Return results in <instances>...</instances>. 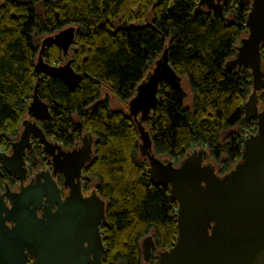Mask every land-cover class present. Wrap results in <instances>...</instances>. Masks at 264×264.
<instances>
[{
	"label": "trees",
	"instance_id": "obj_1",
	"mask_svg": "<svg viewBox=\"0 0 264 264\" xmlns=\"http://www.w3.org/2000/svg\"><path fill=\"white\" fill-rule=\"evenodd\" d=\"M198 0H1L0 2V149L18 135L36 82L34 63L39 38L75 26L67 54L51 44L48 63L72 60L81 73L75 89L42 76L39 97L50 115L39 124L46 136L70 147L86 132L94 137L93 157L82 168L86 190L105 200L101 234L104 264H143L140 242L151 234L155 247L167 249L177 234V204L164 184L152 183L147 159L139 155L132 118L110 106H122L167 47L169 60L182 77L180 87L160 84L158 102L143 122L156 156L179 162L202 146L227 172L241 157L245 134L256 130L245 119L243 104L251 90L248 68L239 74L224 67L246 33L249 2L230 1L222 13L196 9ZM150 16V20L148 18ZM264 61V45L261 48ZM186 79L188 91L183 85ZM189 100V102H187ZM234 129V130H233ZM228 131L225 138L221 132ZM43 153L34 141L27 151ZM44 154V153H43ZM0 187L16 184L4 173Z\"/></svg>",
	"mask_w": 264,
	"mask_h": 264
},
{
	"label": "water",
	"instance_id": "obj_2",
	"mask_svg": "<svg viewBox=\"0 0 264 264\" xmlns=\"http://www.w3.org/2000/svg\"><path fill=\"white\" fill-rule=\"evenodd\" d=\"M232 0H198L196 9L222 13ZM249 2L245 35L234 46L224 67L237 74L248 68L251 90L243 104L245 119L256 120L254 133L244 137L240 159L218 174L204 147H194L175 164L156 156L152 139L143 122L158 102L159 85L180 87L165 47L138 83L126 104L135 123L139 155L147 159L149 180L169 188L177 204V234L173 245L153 255L155 264H264V0ZM75 26H66L42 38L34 63L36 82L21 121L17 139L9 153L0 149V176L14 177L18 187L7 183L0 191V264H104L101 226L105 200L92 188L82 192L81 172L93 157L94 137L84 133L80 145L70 150L46 136L40 122L49 117V104L38 95L42 76L61 80L75 89L81 73L67 59L61 64L43 58L46 47L60 46L67 54L75 37ZM37 141L49 157L51 170L34 173L27 181L26 153ZM62 175L61 188L54 179ZM27 181V182H26ZM26 182V183H24ZM142 259L149 262L155 242L151 234L140 242Z\"/></svg>",
	"mask_w": 264,
	"mask_h": 264
},
{
	"label": "rangeland",
	"instance_id": "obj_3",
	"mask_svg": "<svg viewBox=\"0 0 264 264\" xmlns=\"http://www.w3.org/2000/svg\"><path fill=\"white\" fill-rule=\"evenodd\" d=\"M0 2H1V0H0ZM148 18H149V20H150V16L148 15ZM243 35H245V33L243 34ZM242 35V36H243ZM43 37H45V36H41L40 38H39V43H41V41H42V38ZM183 85H184V87H185V89H186V91H188V85H187V82H186V79L184 78L183 79ZM187 102H189V100H187ZM110 106H111V108H113V109H123V110H125L126 112H127V109H126V106H122V105H120L119 103H118V101L117 100H115L113 97L111 98V101H110ZM27 115H25V117H26ZM20 129H21V126H20ZM234 130V129H233ZM19 132H20V130H19ZM86 133H88V132H86ZM254 133V132H253ZM227 134H228V131H222L221 132V138H225L226 136H227ZM18 135H19V133H18ZM18 135L13 139V140H15V139H17V137H18ZM246 136V134L244 135V137ZM12 140V141H13ZM81 140H79V141H77V142H80ZM39 146L41 147V145L39 144ZM65 147V146H64ZM196 147H200V146H196ZM202 147V146H201ZM41 149H42V147H41ZM11 151V144H10V146H9V148H8V150H5V152H7V153H9ZM32 159H33V161H34V164L33 165H30V162H29V160H30V156H26V161H27V166H28V178L29 177H31L34 173H36V172H38V171H40V170H44V169H47V166H46V164H45V157H44V154L43 153H39L38 151L36 152H34L33 153V156H32ZM208 160H210L214 165H215V167H216V171H217V173L218 174H220V175H222V173H219L218 172V170H219V168H220V165L219 164H217V163H215L214 162V160L209 156L208 157ZM175 164H177L178 163V161L177 162H174ZM15 186V185H14ZM13 187V186H12ZM11 187V188H12ZM160 250H163V249H160V248H157V247H155L153 250H152V257H151V260L147 263V262H145V261H143V264H155V259H154V257H153V255L155 254V253H157L158 251H160Z\"/></svg>",
	"mask_w": 264,
	"mask_h": 264
},
{
	"label": "flooded vegetation",
	"instance_id": "obj_4",
	"mask_svg": "<svg viewBox=\"0 0 264 264\" xmlns=\"http://www.w3.org/2000/svg\"><path fill=\"white\" fill-rule=\"evenodd\" d=\"M81 140V139H80ZM33 144H34V142H33ZM78 145H80V142H75L72 146H70V147H64V146H62L63 147V149H65V150H70V149H72L73 147H75V146H78ZM44 157H45V164H46V166H47V169H49V170H51V165H50V162H49V157L44 153ZM25 159H26V157H25ZM27 162V161H26ZM28 165V164H27ZM28 167V166H27ZM4 176V173H3V175H1L0 176V178H2ZM30 178V177H29ZM29 178H28V174H27V181L29 180ZM54 179L56 180V182L58 183V185L60 186V188H61V196L63 197V196H65V194L67 193V190L62 186V181H63V177H62V175H56L55 177H54ZM0 181H1V179H0ZM26 181V182H27ZM26 182H24V183H26ZM81 185H82V192L84 193V194H88L89 193V191L91 190V189H89V190H86L85 188H84V183H83V181H82V172H81ZM18 187V181L16 180V184H15V186H13L11 189H13V190H15L16 188ZM3 189H4V187L3 188H1L0 187V191L2 192L3 191ZM27 264H33V262H32V260L31 259H29L28 260V263Z\"/></svg>",
	"mask_w": 264,
	"mask_h": 264
},
{
	"label": "built area",
	"instance_id": "obj_5",
	"mask_svg": "<svg viewBox=\"0 0 264 264\" xmlns=\"http://www.w3.org/2000/svg\"><path fill=\"white\" fill-rule=\"evenodd\" d=\"M246 135H248V134H246Z\"/></svg>",
	"mask_w": 264,
	"mask_h": 264
}]
</instances>
